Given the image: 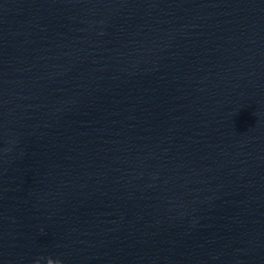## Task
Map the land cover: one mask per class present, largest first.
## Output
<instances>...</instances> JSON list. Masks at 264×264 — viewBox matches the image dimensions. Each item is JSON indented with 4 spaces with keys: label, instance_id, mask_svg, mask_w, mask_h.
Segmentation results:
<instances>
[{
    "label": "water",
    "instance_id": "water-1",
    "mask_svg": "<svg viewBox=\"0 0 264 264\" xmlns=\"http://www.w3.org/2000/svg\"><path fill=\"white\" fill-rule=\"evenodd\" d=\"M264 264V0H0V264Z\"/></svg>",
    "mask_w": 264,
    "mask_h": 264
},
{
    "label": "clouds",
    "instance_id": "clouds-1",
    "mask_svg": "<svg viewBox=\"0 0 264 264\" xmlns=\"http://www.w3.org/2000/svg\"><path fill=\"white\" fill-rule=\"evenodd\" d=\"M52 261V264H62V262L61 261H59V260H53V259H48V261ZM37 264H38V262H37Z\"/></svg>",
    "mask_w": 264,
    "mask_h": 264
}]
</instances>
